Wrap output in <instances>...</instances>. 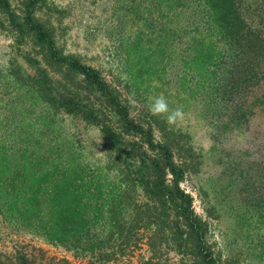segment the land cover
<instances>
[{
  "label": "rangeland",
  "instance_id": "1",
  "mask_svg": "<svg viewBox=\"0 0 264 264\" xmlns=\"http://www.w3.org/2000/svg\"><path fill=\"white\" fill-rule=\"evenodd\" d=\"M169 21L165 7L150 0H0V128L30 127L52 160L87 165L97 174L102 170L120 185L123 163L132 159L134 148L153 158L157 152L136 144L135 133L123 132L121 117L103 92L61 60L97 70L129 119L171 150L216 264H264V107H251L256 114L240 118L237 102L224 97L214 77L203 83V71L187 63L185 48L171 45ZM38 27L48 35L46 41L37 37ZM161 94L170 109L183 108L186 118L177 126L148 112L149 99ZM68 102L82 111L92 108L99 124L69 112ZM104 124L118 133L119 145L107 140ZM132 195L133 203L153 209L140 186ZM131 213L121 210L128 227L135 226ZM176 218L172 210L171 219ZM154 231L141 229L143 236L132 240L124 260L189 263L191 257L179 253L170 230ZM19 251L34 255L35 264H83L62 245L0 217V254L14 257Z\"/></svg>",
  "mask_w": 264,
  "mask_h": 264
},
{
  "label": "trees",
  "instance_id": "2",
  "mask_svg": "<svg viewBox=\"0 0 264 264\" xmlns=\"http://www.w3.org/2000/svg\"><path fill=\"white\" fill-rule=\"evenodd\" d=\"M150 1L167 10L171 45L185 48L187 63H195L203 71V83L214 77L224 97L237 102L240 118L247 113L256 114L250 111L251 107L261 111L264 0ZM37 37L46 41L48 35L38 27ZM185 37H189L187 41H183ZM61 61L67 63L69 71L82 74L90 86L103 92L121 117L123 132L135 133L139 138L136 144L145 143L157 155L148 157L146 151L134 148L132 159L123 163L118 185L108 181L109 175L102 170L97 174V169L87 165L52 160L30 127L27 131L21 127L18 132L0 128V217L18 229L62 245L83 264H129L131 260L123 257L131 253L132 240L143 236L138 235L141 229L149 228L155 229V235L170 230L179 253L191 257L188 264H216L214 253L205 248V224L194 211L193 198L181 188L183 170L174 164L171 150L155 143L150 130L129 119L127 108L118 103L97 70L76 60ZM65 105L69 112L99 124L100 116L92 108L82 111L79 104ZM12 126L16 125L9 128ZM102 132L114 145L120 144L118 133L112 128L104 124ZM137 186L154 202L152 210L148 204L132 202ZM121 210H132L136 227L125 225L127 220ZM172 210L176 211L175 220L171 219ZM168 247L167 244L165 248ZM20 248L24 251L26 247ZM158 252L155 249L154 253ZM155 258L145 264H163ZM35 260L34 255L29 257L21 251L14 257L0 254V264H35Z\"/></svg>",
  "mask_w": 264,
  "mask_h": 264
},
{
  "label": "clouds",
  "instance_id": "3",
  "mask_svg": "<svg viewBox=\"0 0 264 264\" xmlns=\"http://www.w3.org/2000/svg\"><path fill=\"white\" fill-rule=\"evenodd\" d=\"M147 110L152 116L164 117L166 123L170 127L177 126L178 124L183 122L186 118V114L182 107L170 109L168 101L163 96V94L157 97L150 98L149 103L147 105Z\"/></svg>",
  "mask_w": 264,
  "mask_h": 264
}]
</instances>
